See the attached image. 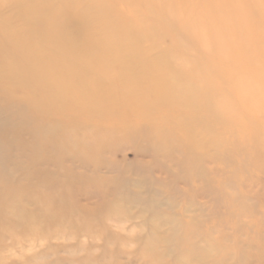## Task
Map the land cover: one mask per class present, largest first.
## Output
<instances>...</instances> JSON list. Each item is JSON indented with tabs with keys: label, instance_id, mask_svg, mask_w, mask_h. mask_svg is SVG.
Here are the masks:
<instances>
[{
	"label": "rangeland",
	"instance_id": "rangeland-1",
	"mask_svg": "<svg viewBox=\"0 0 264 264\" xmlns=\"http://www.w3.org/2000/svg\"><path fill=\"white\" fill-rule=\"evenodd\" d=\"M0 264H264V0H0Z\"/></svg>",
	"mask_w": 264,
	"mask_h": 264
},
{
	"label": "bare ground",
	"instance_id": "bare-ground-1",
	"mask_svg": "<svg viewBox=\"0 0 264 264\" xmlns=\"http://www.w3.org/2000/svg\"><path fill=\"white\" fill-rule=\"evenodd\" d=\"M136 42H137V40L135 41V40H133V42L132 41H127V43H129L130 45L129 46H127V48L128 49H130V50H133V49H135V47H136Z\"/></svg>",
	"mask_w": 264,
	"mask_h": 264
}]
</instances>
